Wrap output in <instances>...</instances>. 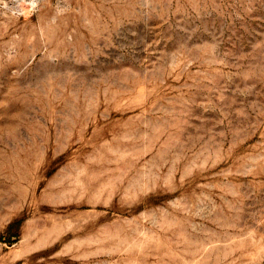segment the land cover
Returning <instances> with one entry per match:
<instances>
[{
  "label": "rangeland",
  "instance_id": "374dc122",
  "mask_svg": "<svg viewBox=\"0 0 264 264\" xmlns=\"http://www.w3.org/2000/svg\"><path fill=\"white\" fill-rule=\"evenodd\" d=\"M0 264H264V0H0Z\"/></svg>",
  "mask_w": 264,
  "mask_h": 264
},
{
  "label": "built area",
  "instance_id": "2783aa9c",
  "mask_svg": "<svg viewBox=\"0 0 264 264\" xmlns=\"http://www.w3.org/2000/svg\"><path fill=\"white\" fill-rule=\"evenodd\" d=\"M35 8H36V4L33 3V4L30 6V10H34ZM27 9H28V6H26V7H22V11H23V13H24Z\"/></svg>",
  "mask_w": 264,
  "mask_h": 264
}]
</instances>
